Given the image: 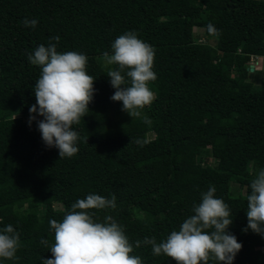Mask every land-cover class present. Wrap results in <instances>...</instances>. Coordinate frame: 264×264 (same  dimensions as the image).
Wrapping results in <instances>:
<instances>
[{"label":"trees","instance_id":"obj_1","mask_svg":"<svg viewBox=\"0 0 264 264\" xmlns=\"http://www.w3.org/2000/svg\"><path fill=\"white\" fill-rule=\"evenodd\" d=\"M209 23L219 36L208 33ZM196 26L214 44L198 41ZM129 31L155 50V99L142 110L151 123L110 99L107 72L116 66L103 54ZM57 35V51L86 55L96 78L89 111L73 126L79 151L62 159L25 119L41 71L28 55ZM251 56H264V0H0V230L11 224L20 236L18 259L0 264L51 258L41 244L54 243L49 221L62 222L88 194L115 195L116 209L97 215L124 227L142 264H176L135 242L166 239L212 186L242 244L233 264H264V237L242 231L251 180L264 169V79L249 80Z\"/></svg>","mask_w":264,"mask_h":264},{"label":"clouds","instance_id":"obj_2","mask_svg":"<svg viewBox=\"0 0 264 264\" xmlns=\"http://www.w3.org/2000/svg\"><path fill=\"white\" fill-rule=\"evenodd\" d=\"M37 23L36 19L23 20L26 27L35 28ZM207 31L213 36L220 35L211 23ZM52 40L59 42L60 37H51L47 47L41 44L28 55L30 63L40 66L41 70L33 89L36 104L29 109L28 123L30 126L33 121L37 122L42 141L47 147L58 149L60 159L71 158L79 151V133L73 126L89 111L96 78L86 71V55L76 51L60 53ZM111 48L112 54H103L106 65L116 66L107 72L115 89L110 99L122 102L121 110L132 119L142 118L145 123H151L142 110L155 99L149 87L150 82L157 79L153 71L154 48L131 31L118 36ZM257 58L250 57L252 69L258 64ZM37 115L43 119L37 120ZM250 190L246 196L247 227L242 231L250 229L264 237V169L251 180ZM215 192L212 186L201 193V202L193 206V214L166 239L158 243L155 237H145L143 241L137 240L135 247L150 245L154 256L165 255L176 264H209L210 260L216 264H233L242 244L228 231L233 223L230 209L222 199L215 197ZM116 207L115 195L108 199L88 194L71 205L62 222L50 220L54 243L42 239L41 244L49 248L52 257H42L41 264H142L139 256L131 255L133 244L124 227L111 215H106L102 221L97 215L98 211ZM19 247V233L11 224L0 230V258L18 259Z\"/></svg>","mask_w":264,"mask_h":264},{"label":"rangeland","instance_id":"obj_3","mask_svg":"<svg viewBox=\"0 0 264 264\" xmlns=\"http://www.w3.org/2000/svg\"><path fill=\"white\" fill-rule=\"evenodd\" d=\"M193 32L196 35H198V38H199L198 41H204L205 40V42H208L210 44H214V39L213 38L207 39L205 37L204 31H203V29L201 27H198V26L194 27L193 28ZM263 66H264V62H262V64L260 65V69L258 70V67L259 66L256 65V63H255V65H254V67L252 69L253 71H252V73L249 76V80L251 82H253L255 85L256 84H259V82H260L261 79H264V72L262 70L263 69ZM38 118H43V117H40L39 115H37V119ZM25 119L26 120H29V115L25 116ZM148 135H149V137H152L153 136L152 134H149V133H148ZM210 161L213 163L214 160L213 159H210ZM252 172H253V170H252ZM232 187L233 188H237L236 184H234V183H232Z\"/></svg>","mask_w":264,"mask_h":264},{"label":"crops","instance_id":"obj_4","mask_svg":"<svg viewBox=\"0 0 264 264\" xmlns=\"http://www.w3.org/2000/svg\"><path fill=\"white\" fill-rule=\"evenodd\" d=\"M257 60H258V70L260 69V65L262 64V62H264V56H258V58H257ZM263 72H264V66H263Z\"/></svg>","mask_w":264,"mask_h":264},{"label":"built area","instance_id":"obj_5","mask_svg":"<svg viewBox=\"0 0 264 264\" xmlns=\"http://www.w3.org/2000/svg\"><path fill=\"white\" fill-rule=\"evenodd\" d=\"M253 62H254V58L251 59V63H253Z\"/></svg>","mask_w":264,"mask_h":264},{"label":"water","instance_id":"obj_6","mask_svg":"<svg viewBox=\"0 0 264 264\" xmlns=\"http://www.w3.org/2000/svg\"><path fill=\"white\" fill-rule=\"evenodd\" d=\"M249 70L252 71V67H249Z\"/></svg>","mask_w":264,"mask_h":264}]
</instances>
